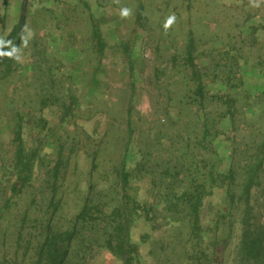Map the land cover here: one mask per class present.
<instances>
[{"label": "rangeland", "instance_id": "rangeland-1", "mask_svg": "<svg viewBox=\"0 0 264 264\" xmlns=\"http://www.w3.org/2000/svg\"><path fill=\"white\" fill-rule=\"evenodd\" d=\"M125 153L136 264L185 245L183 264L238 263L229 204L255 171L264 221V0H0V264H34L50 218L116 198Z\"/></svg>", "mask_w": 264, "mask_h": 264}, {"label": "trees", "instance_id": "trees-1", "mask_svg": "<svg viewBox=\"0 0 264 264\" xmlns=\"http://www.w3.org/2000/svg\"><path fill=\"white\" fill-rule=\"evenodd\" d=\"M128 161L126 153L121 157L117 174H119L125 185L116 186L114 192L116 198L105 204L102 202L94 203L87 196L79 212L69 223L50 218L44 224L45 236L42 242L38 241L35 247L34 264H89L95 250L107 249L113 256L118 258L122 264H136L139 257V248L132 241L131 233L136 221L134 213L135 202L127 190V179L129 172L127 170ZM262 164L258 165V169ZM248 178L247 182L254 181V184L248 185L246 193L248 200L245 203L237 204L232 201L229 204V212L235 208L239 209L238 221H231L239 226V241L235 245V259L238 263L232 264H264V221L262 219L251 220L257 207L251 205L252 190L255 183L262 182L257 176V171ZM263 183V182H262ZM190 195L200 196L199 189H195ZM184 195V194H182ZM187 201L182 207L186 214L194 216V220L185 222L187 228V240L196 237L200 241L202 237L197 227V215L202 208L201 203H192ZM236 204V206H234ZM56 209H53L52 214ZM97 213L98 215H95ZM65 224H69L65 226ZM182 248V247H181ZM189 247L185 245L178 256L180 264L190 262ZM207 255L204 249L196 251L193 255V264H202ZM140 259L138 258V262ZM16 264V261L9 259L3 264ZM2 264V263H1ZM139 264H142L140 261Z\"/></svg>", "mask_w": 264, "mask_h": 264}]
</instances>
